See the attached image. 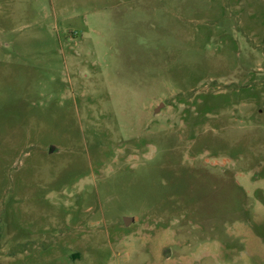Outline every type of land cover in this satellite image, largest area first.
<instances>
[{"label":"rangeland","instance_id":"1","mask_svg":"<svg viewBox=\"0 0 264 264\" xmlns=\"http://www.w3.org/2000/svg\"><path fill=\"white\" fill-rule=\"evenodd\" d=\"M0 264H264V0H0Z\"/></svg>","mask_w":264,"mask_h":264},{"label":"water","instance_id":"2","mask_svg":"<svg viewBox=\"0 0 264 264\" xmlns=\"http://www.w3.org/2000/svg\"><path fill=\"white\" fill-rule=\"evenodd\" d=\"M163 104H161V106H162ZM160 106V107H161ZM160 107H158L157 109H156V111H158L159 109H160ZM56 148L54 147V146H52V148H51V151H54ZM138 218L137 217H125V224H128L130 221H135V220H137Z\"/></svg>","mask_w":264,"mask_h":264}]
</instances>
